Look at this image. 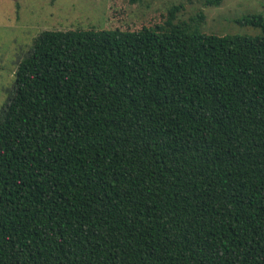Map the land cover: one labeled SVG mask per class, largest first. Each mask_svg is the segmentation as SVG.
Returning <instances> with one entry per match:
<instances>
[{"label": "trees", "instance_id": "obj_1", "mask_svg": "<svg viewBox=\"0 0 264 264\" xmlns=\"http://www.w3.org/2000/svg\"><path fill=\"white\" fill-rule=\"evenodd\" d=\"M181 7L34 38L0 108V264H264V18L206 34Z\"/></svg>", "mask_w": 264, "mask_h": 264}, {"label": "rangeland", "instance_id": "obj_2", "mask_svg": "<svg viewBox=\"0 0 264 264\" xmlns=\"http://www.w3.org/2000/svg\"><path fill=\"white\" fill-rule=\"evenodd\" d=\"M180 4L173 23L187 21L201 11L199 28L206 34H259L242 25L251 14L264 18V0H221L217 6L205 0H0V108L14 81L17 63L29 52L34 38L44 30L120 29L163 25L167 10Z\"/></svg>", "mask_w": 264, "mask_h": 264}]
</instances>
